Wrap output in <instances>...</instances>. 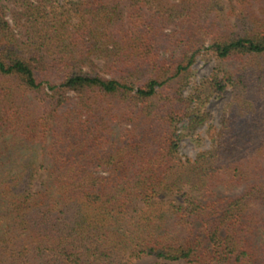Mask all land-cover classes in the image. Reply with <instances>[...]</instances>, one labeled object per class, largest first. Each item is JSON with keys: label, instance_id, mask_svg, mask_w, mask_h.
I'll use <instances>...</instances> for the list:
<instances>
[{"label": "trees", "instance_id": "16d2710c", "mask_svg": "<svg viewBox=\"0 0 264 264\" xmlns=\"http://www.w3.org/2000/svg\"><path fill=\"white\" fill-rule=\"evenodd\" d=\"M221 2L3 0L0 264H264V0Z\"/></svg>", "mask_w": 264, "mask_h": 264}, {"label": "rangeland", "instance_id": "374dc122", "mask_svg": "<svg viewBox=\"0 0 264 264\" xmlns=\"http://www.w3.org/2000/svg\"><path fill=\"white\" fill-rule=\"evenodd\" d=\"M221 7L227 13L232 0H221ZM3 0H0V4ZM10 20V16L8 17ZM221 63L209 52H202L196 60L195 65L189 76V82L185 89L188 94L192 87L208 78ZM227 64V63H226ZM232 100L230 90L225 91L222 95H213L203 109L206 112V119L191 134H187L180 144V155L183 158L194 159L200 152L208 150L212 145V136L221 126V120L229 109ZM181 125V124H180ZM155 258L146 257L135 264H154Z\"/></svg>", "mask_w": 264, "mask_h": 264}]
</instances>
